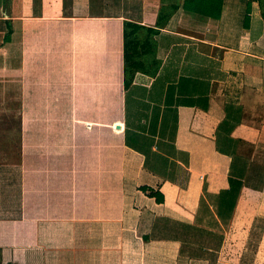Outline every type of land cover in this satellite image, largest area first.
<instances>
[{
    "label": "crops",
    "instance_id": "1",
    "mask_svg": "<svg viewBox=\"0 0 264 264\" xmlns=\"http://www.w3.org/2000/svg\"><path fill=\"white\" fill-rule=\"evenodd\" d=\"M184 1L0 0V99L24 112L0 264H245L264 177L234 180L241 159L264 172L262 7ZM125 21L157 30L128 87Z\"/></svg>",
    "mask_w": 264,
    "mask_h": 264
},
{
    "label": "rangeland",
    "instance_id": "2",
    "mask_svg": "<svg viewBox=\"0 0 264 264\" xmlns=\"http://www.w3.org/2000/svg\"><path fill=\"white\" fill-rule=\"evenodd\" d=\"M23 113V110H20L19 102L15 103L0 99V162L3 164V167L12 166L13 176L15 175L16 171L15 167L18 166L19 154L21 150V123L23 119ZM9 155L11 156V159L8 158ZM7 171L10 173L9 168H7ZM6 190L7 184L2 185L0 182L1 197H3L4 194L6 196ZM263 226V220L257 219L254 222L251 231L243 235L244 238L240 240L241 242L239 243V247H237L238 245H235V248H239L236 254L240 253L238 255V261L245 264H264V234H262ZM97 239L98 244H100L99 234ZM236 241H238V239H236ZM116 257L117 255L114 256V258ZM99 262L100 261H98V263ZM115 264L117 263L115 262Z\"/></svg>",
    "mask_w": 264,
    "mask_h": 264
},
{
    "label": "trees",
    "instance_id": "3",
    "mask_svg": "<svg viewBox=\"0 0 264 264\" xmlns=\"http://www.w3.org/2000/svg\"><path fill=\"white\" fill-rule=\"evenodd\" d=\"M199 0H185L184 1V8L191 9V5L195 4ZM202 1V0H200ZM212 1V0H210ZM260 3V6L262 7V17L264 19V0H258ZM209 6V5H208ZM176 6H174L175 8ZM207 7V5H206ZM159 26V24H158ZM140 29H145V32H147V36L140 37L138 35V31ZM157 32V30L153 27H145L141 24L132 22V21H125L124 22V74H125V86L128 87L131 83L134 73L136 70L144 68V62L142 61L141 57L146 52L149 51L150 45H151V37ZM10 33V28H8V34ZM7 36V35H6ZM7 38V37H6ZM242 170H241V178L235 179L234 183L235 186H242L243 182L246 179V182L248 183L251 179L253 182H260L263 181L264 172L262 168L256 167L255 170H253L252 175L250 174L249 177H246L245 173V166H246V160L241 159ZM252 167H255L254 165ZM140 189L144 191H148V194L150 196L155 197L157 202H162L164 197L163 193L160 190H155L152 187L148 186H140Z\"/></svg>",
    "mask_w": 264,
    "mask_h": 264
},
{
    "label": "water",
    "instance_id": "4",
    "mask_svg": "<svg viewBox=\"0 0 264 264\" xmlns=\"http://www.w3.org/2000/svg\"><path fill=\"white\" fill-rule=\"evenodd\" d=\"M119 127V125H117Z\"/></svg>",
    "mask_w": 264,
    "mask_h": 264
}]
</instances>
